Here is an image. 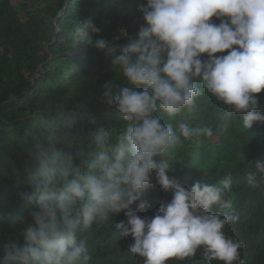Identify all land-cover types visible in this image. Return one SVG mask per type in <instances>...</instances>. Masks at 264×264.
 Returning <instances> with one entry per match:
<instances>
[{
    "label": "clouds",
    "instance_id": "obj_1",
    "mask_svg": "<svg viewBox=\"0 0 264 264\" xmlns=\"http://www.w3.org/2000/svg\"><path fill=\"white\" fill-rule=\"evenodd\" d=\"M140 12L143 24L123 45L93 39L99 33L93 16L77 22L74 43L102 51L126 81L115 92L112 81L102 86L104 101L124 125L118 135L98 125L86 141L83 126L65 118L63 109L54 119L38 115L27 130L32 143L24 142L30 222L21 233L23 244L6 246L0 264H90L82 233L124 210L126 219L115 228L132 238L128 250L144 264L184 260L198 249L206 261L243 264V242L224 231L239 220L225 213L232 206L226 195L231 175L219 186L197 181L188 189L170 171V149L182 138L212 136V128L185 120L174 126L157 113L191 111L206 91L227 106L220 131H227L233 113L241 114L246 129L264 122L256 96L264 90V0H144ZM253 165L244 175L255 188L264 182V158ZM153 180L171 199L162 200L152 217H142L144 203L138 211L130 206L155 186Z\"/></svg>",
    "mask_w": 264,
    "mask_h": 264
},
{
    "label": "trees",
    "instance_id": "obj_2",
    "mask_svg": "<svg viewBox=\"0 0 264 264\" xmlns=\"http://www.w3.org/2000/svg\"><path fill=\"white\" fill-rule=\"evenodd\" d=\"M13 1L0 0V168L3 170L0 257L4 256L6 246L23 244L21 233L30 222L33 205L28 199L24 142L32 143L27 130L35 124L38 115L47 114L54 119L59 109H63L65 118H74L83 126L86 141L98 125L110 126L114 135L124 125L115 108L104 101L102 86L112 81L115 92L125 87L126 81L102 51L74 43L77 22L91 15L99 29L93 39L102 37L123 45L129 37H135L143 24L140 8L144 3V0H17L16 4ZM211 21L220 23L216 17ZM76 44L83 46L85 53L71 56ZM224 54L227 50L215 55ZM256 96L261 102L259 110L264 111V90ZM226 108L205 91L196 98V107L191 111L184 110L173 117L157 113L165 123L174 126L177 121L185 120L194 128L213 130L212 136L182 138L181 144L170 149V171L188 189L197 181L219 186L220 181L231 175V188L226 190V195L232 206L225 213L238 215L239 220L230 222L224 231L243 242L244 247L239 249L243 264H264V182L253 188L244 175L254 170L257 159L264 158V122H254L246 129L241 114L233 113L235 119L222 132L218 125ZM170 199V193L163 192L158 185L150 186L130 210L138 211L137 206L144 203L146 206L138 215L152 217L159 203ZM125 211L98 221L82 233L92 255L90 264H144V258L128 250L132 238L121 237L115 228L116 223L125 221ZM165 264L223 262L204 260L202 249H198L194 257L169 258Z\"/></svg>",
    "mask_w": 264,
    "mask_h": 264
},
{
    "label": "rangeland",
    "instance_id": "obj_3",
    "mask_svg": "<svg viewBox=\"0 0 264 264\" xmlns=\"http://www.w3.org/2000/svg\"><path fill=\"white\" fill-rule=\"evenodd\" d=\"M18 3L17 0H14L13 1V4H16ZM82 53H85V51L83 50V46L81 45H78L76 44L75 45V48H73L71 51H70V55L73 56V55H79V54H82Z\"/></svg>",
    "mask_w": 264,
    "mask_h": 264
},
{
    "label": "built area",
    "instance_id": "obj_4",
    "mask_svg": "<svg viewBox=\"0 0 264 264\" xmlns=\"http://www.w3.org/2000/svg\"><path fill=\"white\" fill-rule=\"evenodd\" d=\"M127 36L126 34H124V37Z\"/></svg>",
    "mask_w": 264,
    "mask_h": 264
},
{
    "label": "bare ground",
    "instance_id": "obj_5",
    "mask_svg": "<svg viewBox=\"0 0 264 264\" xmlns=\"http://www.w3.org/2000/svg\"><path fill=\"white\" fill-rule=\"evenodd\" d=\"M7 27V26H6ZM2 37V36H1ZM12 43V42H11Z\"/></svg>",
    "mask_w": 264,
    "mask_h": 264
}]
</instances>
